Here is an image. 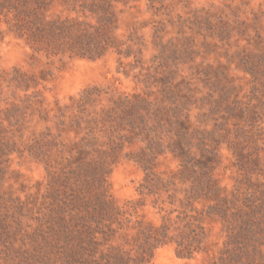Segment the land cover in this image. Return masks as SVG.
Returning <instances> with one entry per match:
<instances>
[{
  "label": "trees",
  "instance_id": "obj_1",
  "mask_svg": "<svg viewBox=\"0 0 264 264\" xmlns=\"http://www.w3.org/2000/svg\"><path fill=\"white\" fill-rule=\"evenodd\" d=\"M62 2L67 15L51 14L56 0H0V25L24 40L33 57L98 60L112 51L120 65L139 70L137 82L157 90L105 102L108 93L94 86L49 109L41 91L30 93L38 79L14 68L5 81L15 99L19 91L25 98L7 110L21 112L24 120L32 109L31 116L46 126L21 149L0 123V179L18 152L44 166L47 183L45 192L15 199L11 208L18 217L0 196V242L21 235L22 256L30 249L39 264H150L166 245L184 259L206 252L220 226L223 246L211 264H264V182L253 179L257 171L264 173V156L249 148L253 142L258 149L264 131V37L258 19L252 36L244 22L197 14L184 24L181 47L171 42V58L164 50L147 66L135 32L127 38L117 34L116 9L123 0ZM202 48L205 57L198 63ZM220 143L229 145L245 180L230 194L216 177ZM167 158L178 163L169 174L158 169ZM124 159L136 163L144 177L140 198L119 206L110 176ZM148 200L159 223L138 215ZM26 217L32 223L24 229Z\"/></svg>",
  "mask_w": 264,
  "mask_h": 264
},
{
  "label": "rangeland",
  "instance_id": "obj_2",
  "mask_svg": "<svg viewBox=\"0 0 264 264\" xmlns=\"http://www.w3.org/2000/svg\"><path fill=\"white\" fill-rule=\"evenodd\" d=\"M216 14L219 17L233 23L238 20L249 27L252 36L255 31L252 27L255 18L258 19L260 31L264 37V0H123L119 2L116 9L117 34L125 35L127 38L135 32V40L141 46V57L147 66H152L155 56L165 54L171 58L170 44L174 42L181 47V31L184 24H188L199 14ZM66 7L62 0H56L52 7L51 14L67 15ZM72 16H77L74 14ZM189 32V30H187ZM201 40V39H200ZM156 43L161 42L163 48H157ZM137 49V47H135ZM205 49H201V56L197 59L200 63L204 60ZM165 56V57H167ZM211 62L215 59L214 54L210 57ZM160 60V59H158ZM157 60V61H158ZM171 60V59H169ZM125 65L133 63L134 59L123 60ZM158 63V62H157ZM14 68H20L29 75H34L39 85L34 90L41 91L46 98V106L49 109L56 108V102L69 103L70 97L79 94L89 87L98 86L108 94L104 95V101L108 102L111 96L133 93H150L154 88H147L145 84L137 82L134 77L139 70L131 71V67L120 65L119 56L114 52H108L98 60L80 58H47L44 55L32 56L30 48L25 41L12 34L5 24L0 25V123L6 129L5 136L13 138L19 148H23L36 134L45 130L46 123L40 121L39 116H31L32 109L27 111L25 119H21V112L11 111V103L16 101L19 104L25 98V93L17 92V99L13 97L14 88H11L5 81ZM124 70L130 72L126 75ZM9 108V110H7ZM9 112V113H8ZM20 120V122H18ZM23 120V121H21ZM264 126V125H263ZM258 149L253 142H249L252 152H259L264 156V131ZM220 164L216 169V177L221 186L228 194L238 186V180L242 181L241 175L236 166V158L227 143H220ZM6 172L0 179V196L4 197L10 205V214L18 217L17 209L11 207L16 198L26 201L29 194L41 193L46 190L47 174L44 166L27 154L13 153L6 163ZM178 163L171 158L163 159L159 170L169 174L177 170ZM261 170L264 172V159L261 161ZM260 171L254 175V180L264 182V173ZM262 173V172H261ZM144 177L142 169L134 162L127 159L122 160L111 173V192L116 203L124 206L129 200L140 198L138 187ZM245 183V180H243ZM241 187L245 188V184ZM240 185V184H239ZM17 204H15L16 206ZM151 206V200L147 205L138 209V215L146 220L155 223L160 222V215ZM29 216L32 213H28ZM37 215L36 213H34ZM23 225L32 223L26 217L23 218ZM34 224V223H33ZM16 226L15 223H13ZM220 226H217L209 241V248L206 252L200 253L192 259L179 258L175 253L173 245H166L155 251L154 258L150 264H211L223 246L224 236L220 234ZM25 232L22 231V236ZM19 236H12L8 242H0V264H39L37 257L30 254L22 256V239ZM218 244H215L217 243Z\"/></svg>",
  "mask_w": 264,
  "mask_h": 264
}]
</instances>
